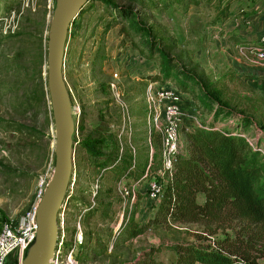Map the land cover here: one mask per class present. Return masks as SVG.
Returning <instances> with one entry per match:
<instances>
[{"label":"rangeland","instance_id":"1","mask_svg":"<svg viewBox=\"0 0 264 264\" xmlns=\"http://www.w3.org/2000/svg\"><path fill=\"white\" fill-rule=\"evenodd\" d=\"M110 1L115 6L85 0L64 47L63 77L74 123L73 175L60 212L68 238L84 212V241L76 256L79 264H127L151 246L196 243L224 234L238 252L264 264V225L244 219L158 221L136 236H126L122 223L142 224L153 217L143 205L144 195L139 193L134 205L124 209L118 174L97 169L98 159L79 144L84 137L101 134L110 141L103 150L118 152L119 141L128 131H121L120 123L133 119L136 165L142 167L148 160V114L154 107L162 108L157 94L148 101L146 93L150 88L159 91L161 85H172L184 94L182 150L187 144L183 126L208 116L199 109V86L217 95L234 113L248 116L252 120L248 129L264 144V58H258L254 49L264 45V0ZM55 3L0 0V224L16 219L31 204L40 180L50 177L54 167L47 43ZM122 10L137 22L138 32L130 28ZM160 52L180 76L199 80L198 88L185 92L176 78L162 82ZM249 140L253 142L254 137ZM154 141L157 137L151 140L156 150ZM94 179L99 187L91 203ZM144 186L142 182L139 190ZM173 257L165 250L154 255L160 264H168ZM8 262L13 263L12 257Z\"/></svg>","mask_w":264,"mask_h":264},{"label":"trees","instance_id":"2","mask_svg":"<svg viewBox=\"0 0 264 264\" xmlns=\"http://www.w3.org/2000/svg\"><path fill=\"white\" fill-rule=\"evenodd\" d=\"M104 2L115 6L110 0ZM122 11L120 14L130 22V28L138 32L140 27L137 22L128 19L127 11ZM149 33L146 31L145 36ZM260 47L264 48V45ZM160 55L162 82L176 78L185 92L198 88L199 80L180 76L169 58L163 52ZM199 89L196 95L199 109L207 111L208 116L200 120L192 131L185 133L188 153L179 156L173 165L172 176L164 183V195L153 217L142 224L122 223V232L126 236H136L150 224L166 220L209 223L226 218L264 225V144L255 131L248 129L252 126L248 116L234 113L217 95L202 86ZM243 134L254 137L253 143L250 144ZM153 137H157V141H154L157 147L150 162L154 170L161 164V155L159 135ZM106 139L101 134L87 136L79 144L90 156L98 159V167L116 172L119 178L132 180L139 177L147 163H144V167L132 166L130 152L119 154L113 150H103ZM157 161L159 164L155 165ZM161 250L173 254L168 264H257L237 251L228 234L199 239L196 243L174 241L167 245L151 246L143 249L135 260L127 264H160L155 261L154 255Z\"/></svg>","mask_w":264,"mask_h":264},{"label":"built area","instance_id":"3","mask_svg":"<svg viewBox=\"0 0 264 264\" xmlns=\"http://www.w3.org/2000/svg\"><path fill=\"white\" fill-rule=\"evenodd\" d=\"M258 58H264V48L254 47ZM170 84V83H169ZM114 89L115 85L110 83ZM151 86V84L149 85ZM159 101L160 109L154 107L153 113L148 114L147 136H148V160L144 167L143 173L131 182L126 181L125 178H120L117 182L118 190L123 197L122 207L130 209L138 198V194L144 195V207L154 214V210L158 203L162 200L164 195V183L172 176V167L176 163L179 156H184L186 150L180 148L179 133L181 131V123L183 118V111L181 107L182 98L184 94L177 90L172 85H161V89L154 92L152 88L146 93L148 101H154V96ZM124 116H126L124 114ZM128 124L123 121L122 124ZM199 124V120L194 121V125H185L183 130L185 132L192 131L195 126ZM124 127V126H123ZM76 131V130H75ZM155 134L159 135L160 141V157L161 164L156 169H151L150 162L154 153V147L151 142ZM248 140L247 134H243ZM249 143L253 142L249 140ZM121 150V149H120ZM119 150V154L122 151ZM132 154V166L136 165V154L130 150ZM104 173L102 167L98 168ZM101 171V172H102ZM73 173V171H72ZM71 173V176L73 175ZM51 177V175H50ZM50 177H43L35 191L34 200L24 209L16 219H5L0 224V264H9L8 259L12 257V264H23V259L26 256L28 248L34 243L37 234L36 214L38 202L41 199L45 187ZM48 178V179H47ZM71 180V177H70ZM144 182V189L139 190L140 185ZM99 180L94 179L91 203H94V197L98 191ZM69 188V186H68ZM68 191V189H67ZM66 191V192H67ZM63 205L61 206V208ZM57 214V242L53 256L50 258V264H79L77 254L84 241L83 225L81 223L82 215H79L74 222V229L71 238H68L64 228V216L60 212ZM123 214L120 215L122 218ZM70 239V242L68 241ZM215 247V246H214ZM15 252L14 256H10Z\"/></svg>","mask_w":264,"mask_h":264},{"label":"water","instance_id":"4","mask_svg":"<svg viewBox=\"0 0 264 264\" xmlns=\"http://www.w3.org/2000/svg\"><path fill=\"white\" fill-rule=\"evenodd\" d=\"M85 0H56L47 43V85L55 129V159L50 179L38 202L37 234L23 264H50L57 242V214L63 204L73 169L74 123L70 96L63 77L67 33Z\"/></svg>","mask_w":264,"mask_h":264},{"label":"crops","instance_id":"5","mask_svg":"<svg viewBox=\"0 0 264 264\" xmlns=\"http://www.w3.org/2000/svg\"><path fill=\"white\" fill-rule=\"evenodd\" d=\"M128 118H129V116H127ZM131 118V117H130ZM128 124H122V123H120V126H124L122 129L123 130H121V131H125V130H127L128 129V131L126 132V134L123 136V138H121L120 139V141H119V143H120V147L118 148V152H119V150L120 151H122V152H124L125 150H126V152H130V150H132V147H133V150H134V152H135V154H136V148H137V146L135 145V143H134V140H136V137L133 135V133H134V127H133V124H134V120L133 119H129L128 121ZM125 128V129H124ZM127 128V129H126ZM120 138V137H119ZM134 139V140H133ZM105 143H107V144H109L110 143V141L108 140V138L106 139V142ZM111 150V149H110ZM155 152V151H154ZM97 169L99 168V167H96ZM129 179H126V181H128ZM134 179H132V180H129L130 182L131 181H133Z\"/></svg>","mask_w":264,"mask_h":264}]
</instances>
